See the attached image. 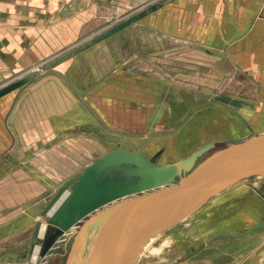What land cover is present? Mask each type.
<instances>
[{
	"label": "crops",
	"instance_id": "obj_1",
	"mask_svg": "<svg viewBox=\"0 0 264 264\" xmlns=\"http://www.w3.org/2000/svg\"><path fill=\"white\" fill-rule=\"evenodd\" d=\"M151 1L0 0V84ZM157 3L138 21L0 96V264H28L45 202L100 146L104 154L128 149L168 161L235 139L243 122L256 116L249 106L180 96L181 52L192 62L224 57L253 84V106H264V0ZM100 125L127 145L106 149ZM35 170L47 181L38 180ZM203 212L171 236L198 244L209 231L240 232L223 227L228 220L202 233L195 227L203 228L197 224ZM263 228L239 238L220 235L169 264H264ZM180 249L169 245L153 259Z\"/></svg>",
	"mask_w": 264,
	"mask_h": 264
},
{
	"label": "water",
	"instance_id": "obj_2",
	"mask_svg": "<svg viewBox=\"0 0 264 264\" xmlns=\"http://www.w3.org/2000/svg\"><path fill=\"white\" fill-rule=\"evenodd\" d=\"M155 9L156 5L152 4L139 10L106 29L96 39L124 29ZM34 76V72L29 73L0 87V96ZM212 147L213 143H208L185 157L167 162H156L128 149H114L101 155L64 181L45 202L40 213L45 231L41 239L37 237L41 224L38 219L31 249L35 241L40 244L39 257L46 262L55 243L59 239L76 237L78 223L84 220L65 264H69L72 255L85 246L90 225L96 228L85 264H130L147 238L202 195L212 194L244 178L264 176V133L230 143L196 166L198 157ZM131 195L134 196L129 197ZM113 201L115 203L111 204ZM262 227L264 219L238 233L215 231L190 254L194 255L220 235L239 238Z\"/></svg>",
	"mask_w": 264,
	"mask_h": 264
},
{
	"label": "rangeland",
	"instance_id": "obj_3",
	"mask_svg": "<svg viewBox=\"0 0 264 264\" xmlns=\"http://www.w3.org/2000/svg\"><path fill=\"white\" fill-rule=\"evenodd\" d=\"M37 1L40 0H30L31 3ZM158 1L160 2V0ZM152 4H155L157 9L159 3H157V0H152L151 2H148L137 9L124 12L120 15H117V17L111 18L110 21L100 29L67 44L66 47L62 49H58L57 53H54L48 58L41 59V61H37L35 65L29 69H26V71L22 70L18 73H12L4 82L1 83L2 85L0 84V87L5 86L20 76L33 72L35 73V76H37L48 70H51L58 63L59 59H63L65 55H71L76 50L83 48L92 42L100 41L101 39L97 40L96 37L103 33L106 29L137 13L139 10L149 7ZM185 53L186 52L180 53L178 65V92L180 96L192 94L194 103L224 100V102H227L231 105L249 106L252 112L256 114V116H251L252 120L248 119L249 121L243 122V127L238 137H235V139H225L219 143L225 145L236 142L246 136L264 133V106H253L252 103H254L253 95L255 93V89L253 84L245 77V75L238 73L234 69L233 65L224 57H212L209 63L206 59H203L200 56L195 57L192 62L187 61ZM165 77L166 75L164 74V78ZM99 137L100 143H104L106 149L108 150L127 145L126 139L118 136L117 134L113 135L110 131L101 128V125L99 127ZM211 149L199 156L197 160L199 161L208 152L210 153ZM103 154V148L100 146L99 151L93 153L90 158L84 157L82 159L80 169H83L85 164L92 163L95 159ZM179 158L181 157L176 156L173 160ZM152 160L156 162H167L159 155H156L154 158H152ZM173 160L170 159L168 161ZM79 170H77V172H79ZM34 172L38 180L47 181V177L43 173L39 172L38 170H35ZM263 196L264 177L242 179L229 187L214 192L202 205L199 206L200 209L193 213L189 221L187 220L180 225L173 226L146 241L134 256V263H137L146 257L163 239L171 237V235L175 233L174 231L178 230L176 227L187 225V222L190 225V222L195 219V215L200 214V211L202 210L205 211L202 214L203 218H200V221H198L197 224H205L203 225V228L199 227L201 225L195 227L200 228L201 231L204 230L202 233L206 232L207 230L209 231V229L213 227V224H221L228 220L229 223L225 224L224 222L223 227L229 226L236 231H243L247 229L256 222L264 219ZM37 237L41 238L39 235ZM74 237L75 235L70 238L60 239L58 246H56L52 253L47 256L46 262L41 264H65L68 253L74 242ZM194 243L195 242H188V247H182V249H180L179 252L175 253L174 255L153 259L150 264H169L176 260L184 259V257L187 256V253L195 246ZM36 245L39 244L35 241L33 248L36 247ZM33 248L31 249L30 247L31 254L33 253ZM40 260L41 258L39 257L37 250V256L34 263H38ZM30 262L31 261L29 260L28 264H31Z\"/></svg>",
	"mask_w": 264,
	"mask_h": 264
},
{
	"label": "bare ground",
	"instance_id": "obj_4",
	"mask_svg": "<svg viewBox=\"0 0 264 264\" xmlns=\"http://www.w3.org/2000/svg\"><path fill=\"white\" fill-rule=\"evenodd\" d=\"M255 138V137H254ZM233 143V142H232ZM230 144V143H229ZM228 144H222V143H217L216 144H213V147L212 149L210 150V153L208 152L206 155H204L199 161L197 160L196 161V166H198L199 164H201L202 162H204L206 159L210 158L211 156H213L214 154L220 152L221 150H223ZM215 146V147H214ZM264 176H257V177H252V178H263ZM244 179H249V178H244ZM210 194V193H209ZM208 193L207 194H204L202 195L201 197H199L196 201H194L191 205H189L185 210H183L182 212H180L178 215H176L174 218H172L168 224H166V226H164V228H162L161 230H159L158 232L154 233L153 235H151L149 238H147L143 244L148 241L150 238L156 236V235H159L160 233L164 232L165 230L173 227V226H176V225H180L181 223L187 221L190 219V217L193 215V213L195 211H197L198 209H200V205H202L208 198L209 196H211V194L209 195ZM213 194V193H212ZM134 195H131L129 197H133ZM120 201V200H119ZM115 203V201L111 202V204ZM84 220L80 221L78 223V233L76 234V239L78 238V235L80 234V229L83 225V222ZM96 227L95 226H92L90 225L88 227V229H90V232H88L86 234V238L84 239V244L85 246H82L81 249H78V251H76L70 261H69V264H85V261H86V258H87V253H88V250L90 249V245H91V242L93 240V237H94V234H95V229ZM44 231H45V222L41 220V224H40V228L38 230V234L37 236L39 235L41 238L43 237V234H44ZM221 231V230H219ZM223 231V230H222ZM213 232H208L207 235L211 234ZM206 235V236H207ZM205 236V237H206ZM204 237V238H205ZM40 238V239H41ZM203 238V239H204ZM60 240V239H59ZM68 240V239H67ZM74 240V242H75ZM59 242V241H58ZM58 242L55 243L53 249L58 246ZM74 242H73V245H74ZM191 243L192 241L189 240V239H186V238H178V237H174V236H171V237H168V238H165L163 239L160 243H158L153 249L152 251L146 256L144 257L142 260L138 261L137 263H134V261L132 260V262L130 264H150L151 260L165 247L169 246V245H182V247H188L187 243ZM76 243V242H75ZM142 244V245H143ZM199 244V243H198ZM141 245V246H142ZM194 245H197L196 243H194ZM140 249V248H139ZM138 249V250H139ZM35 250V251H34ZM37 250H38V254H39V250H40V244L39 245H36V247H34L33 249V253H32V258H31V264H41L43 263V259L40 260V262L38 263H34L35 260H36V256H37ZM87 250V251H86ZM32 251V250H31ZM138 252V251H137ZM31 253V252H30ZM29 253V255H30ZM52 253V252H51ZM50 255V254H48ZM47 255V256H48Z\"/></svg>",
	"mask_w": 264,
	"mask_h": 264
}]
</instances>
